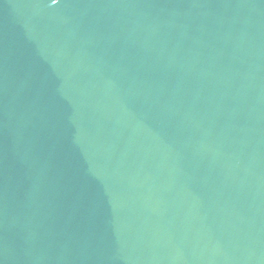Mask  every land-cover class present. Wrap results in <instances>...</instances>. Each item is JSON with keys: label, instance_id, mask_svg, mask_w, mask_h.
<instances>
[{"label": "water", "instance_id": "obj_1", "mask_svg": "<svg viewBox=\"0 0 264 264\" xmlns=\"http://www.w3.org/2000/svg\"><path fill=\"white\" fill-rule=\"evenodd\" d=\"M0 264H264V0H0Z\"/></svg>", "mask_w": 264, "mask_h": 264}]
</instances>
